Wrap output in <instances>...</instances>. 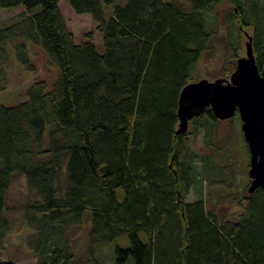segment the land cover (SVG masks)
<instances>
[{
	"label": "trees",
	"instance_id": "trees-1",
	"mask_svg": "<svg viewBox=\"0 0 264 264\" xmlns=\"http://www.w3.org/2000/svg\"><path fill=\"white\" fill-rule=\"evenodd\" d=\"M190 1L188 8L176 0H127L106 20L103 5L114 0H69L103 32L99 53L92 32L75 42L61 0H0V8L25 7L9 27L0 17V92L8 83L10 38L18 61L35 70L26 42L14 40L18 33L40 44L60 70L53 89L37 80L26 100L0 105V245L15 222L10 190L23 177L36 195L19 207L36 264H78L68 229L88 212L93 244L128 238V247L116 248L119 264L130 257L136 264H264V188L247 189L232 221L218 220L198 186L212 182L214 160H200L191 139L202 134L215 149L221 120L208 108L177 134L180 94L211 42L206 15L221 0ZM232 1L233 51L253 27L262 69L264 3L252 0L246 15L241 0ZM191 190L198 199L187 200ZM84 264L99 262L91 252Z\"/></svg>",
	"mask_w": 264,
	"mask_h": 264
},
{
	"label": "rangeland",
	"instance_id": "rangeland-1",
	"mask_svg": "<svg viewBox=\"0 0 264 264\" xmlns=\"http://www.w3.org/2000/svg\"><path fill=\"white\" fill-rule=\"evenodd\" d=\"M190 8V0H176ZM260 4L264 0H258ZM127 0H114L111 5H103L106 20L113 15L114 7L125 5ZM252 0H241L242 11L246 15L252 9ZM236 5L232 0H221L214 5L213 11L206 15V28L211 34V42L194 68L192 80L218 78L230 79L236 68L237 59L246 55L247 37L245 32L253 34V27L249 26L244 32L240 49L233 51L235 35L233 31V10ZM60 9L65 17L69 29L74 33L75 42L80 43L88 40L86 34L92 32L93 42L99 53L104 52L103 32L97 29V23L89 13H77L70 5L69 0H61ZM25 10L23 5L5 9L0 8L1 27H9L19 20L20 13ZM13 37V36H12ZM8 44L9 54V77L6 88L0 92V105L14 106L27 99V91L30 85L37 80H45L48 90L54 88L60 75L57 64L48 61V54L40 44L32 43L25 39L22 33L15 35L14 40L26 42V52L30 62L35 66V70H29L18 61L17 51L14 42ZM236 55V56H235ZM236 114L230 119L221 120L216 127L214 134V147L208 148L204 143L203 135H199L194 142V148L199 154V159L204 156L213 157L212 182L207 179L198 183L205 193L206 207L213 209L218 220L226 219L237 221L243 211L245 204L244 196L250 184L249 159L250 152L243 137L241 129V119ZM239 116V115H238ZM192 124H189L191 127ZM206 174V173H204ZM204 178V177H203ZM228 184V185H227ZM122 194V191H119ZM199 198L196 191L191 190L187 200L194 201ZM36 199L35 193L29 189L27 181L23 177H16L9 193V204L12 207L9 212L15 219L11 234L6 238L5 243L0 245V262L12 264H36L37 258L33 250L28 245V237L32 234L27 222L22 219V211L19 207L29 201ZM91 217V212H88ZM87 218L82 224L72 226L68 229L71 238V245L74 249L78 264H84L93 252L99 264H119L117 261L116 248L128 247L130 242L127 237H119L112 241L93 244L89 236L90 220ZM141 239L147 242L144 233L140 234ZM122 264H136L133 257L128 258Z\"/></svg>",
	"mask_w": 264,
	"mask_h": 264
},
{
	"label": "water",
	"instance_id": "water-1",
	"mask_svg": "<svg viewBox=\"0 0 264 264\" xmlns=\"http://www.w3.org/2000/svg\"><path fill=\"white\" fill-rule=\"evenodd\" d=\"M247 37L246 55L237 59L230 79H199L187 84L181 91L177 134H185L192 118L209 108L219 120L238 114L243 137L250 152L248 192L264 188V64L256 63L253 37ZM1 264V263H0Z\"/></svg>",
	"mask_w": 264,
	"mask_h": 264
}]
</instances>
